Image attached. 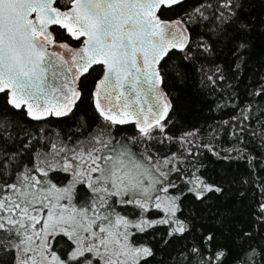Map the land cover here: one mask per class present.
I'll use <instances>...</instances> for the list:
<instances>
[{"label":"snow or ice","instance_id":"1","mask_svg":"<svg viewBox=\"0 0 264 264\" xmlns=\"http://www.w3.org/2000/svg\"><path fill=\"white\" fill-rule=\"evenodd\" d=\"M0 264H264V0H0Z\"/></svg>","mask_w":264,"mask_h":264}]
</instances>
